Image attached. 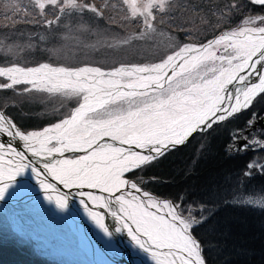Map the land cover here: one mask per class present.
<instances>
[{
	"label": "snow or ice",
	"instance_id": "obj_1",
	"mask_svg": "<svg viewBox=\"0 0 264 264\" xmlns=\"http://www.w3.org/2000/svg\"><path fill=\"white\" fill-rule=\"evenodd\" d=\"M247 2L261 11L231 27L228 20L243 3L229 0L227 11L217 9L219 16L207 13L215 19L210 39L173 45L161 27L175 0H10L4 13L10 23L0 28L24 22L86 33L92 29L83 20L90 16L121 30L138 25L123 38L104 39L109 48L160 37L170 41V50L155 62L111 68L0 66V91L30 85L22 91L75 100L67 115L38 130L18 124L7 114L8 102L0 101V202L15 200L34 180L57 211L67 212L78 200L103 237L110 242L116 234H125L151 264H207L194 230L210 223L205 215L209 210L183 198L162 199L145 190L142 178L131 177L194 133L210 131L264 99V0ZM204 10L202 4L192 9L201 20ZM3 48L12 53L19 46ZM257 120L253 113L244 128L231 133L230 151L246 152L254 146L264 150V130L251 137ZM253 169L264 174V163L250 162L244 175ZM240 202L264 207V198ZM109 216L115 224L106 223Z\"/></svg>",
	"mask_w": 264,
	"mask_h": 264
},
{
	"label": "trees",
	"instance_id": "obj_2",
	"mask_svg": "<svg viewBox=\"0 0 264 264\" xmlns=\"http://www.w3.org/2000/svg\"><path fill=\"white\" fill-rule=\"evenodd\" d=\"M228 2L229 0L176 1L172 14L162 17L164 25L173 27L179 35L185 31L186 34H194L198 40L205 39L212 35L215 25V19L207 13L210 11L219 16L217 9L227 11L225 5ZM242 3L244 8L249 7L246 0H242ZM201 4L205 6V10L199 13L203 20L197 19V13L192 11L195 5ZM208 5H211L210 9ZM9 6L10 0H0V25L10 23L4 16ZM238 16L239 13L233 12L228 23L234 22ZM88 21L84 23L89 25ZM75 24L76 20L73 25ZM44 31L43 27L24 22L17 23L15 27L0 28L1 63L16 62L19 59L24 64H37L44 53L61 49L65 43L61 36L65 34L64 30H51L53 39L49 43L41 40L45 37ZM71 32L77 38L82 37L75 28L73 31H66L67 34ZM23 34L27 35L25 40L19 37ZM4 45L19 48L9 53L4 50ZM101 66L110 68L113 65L109 62ZM2 98L8 102L7 110L22 126L29 129H40L62 116L57 104L46 106L42 103L43 92L6 90ZM253 113H264V99H258L252 108L240 116L215 126L208 133L195 136L187 144L144 169L148 181L143 180L149 182L150 186L146 187L153 194L184 197L190 204L203 205L209 210L205 214L209 215L210 223L194 230L201 240L207 264H264V207H252L240 202L247 196L264 195V174L256 172L255 176L244 175L253 158L251 155L259 153L230 154L226 147L232 139L231 133L244 128ZM262 130L264 127L258 126L252 133L259 135ZM243 183L253 189V194L241 193L237 202L235 195H238Z\"/></svg>",
	"mask_w": 264,
	"mask_h": 264
},
{
	"label": "rangeland",
	"instance_id": "obj_3",
	"mask_svg": "<svg viewBox=\"0 0 264 264\" xmlns=\"http://www.w3.org/2000/svg\"><path fill=\"white\" fill-rule=\"evenodd\" d=\"M237 13H239V15H241L240 17H243L244 16L243 12L240 11V10H238ZM89 19H90V16H85L83 22L84 21H87ZM161 31H163L164 33H166L163 30V28H161ZM71 33L69 35H72L73 36V32H71ZM125 34L128 35L129 33H125ZM112 37L123 38V37L118 36L116 34H114ZM163 43H166L167 46L170 45V41L169 40L162 39L160 37H155V38H152V39H149V40H146V41H144V40H134V41H132L131 44H129L128 46H125V47L109 48L106 45H104L101 40H99V43H98V41L93 42V43L85 42V43H83L82 46L85 47V48H87V49H90L89 52L87 53L88 54V57L90 59L96 58V56H97L96 49L97 48H101V49L107 48V49H115V50H118V51H126V50L129 51V50H131V58L126 63H134V62L135 63H144L145 60H147L148 62H152V55L150 53H148V52H145V53L140 52L139 51V48L142 47L144 50L145 49L150 50L152 47L153 48H159V47H161L163 45ZM75 44H79V41H76ZM75 44L73 42V45H70V46L67 45L69 48H71V50L67 51V54L70 57L69 58L70 60L71 59L78 58V55H79L75 51ZM171 44L175 45L176 44V41L175 40H172L171 41ZM60 54L63 55V56H65V51L63 50V52H61ZM87 54H84V55H87ZM56 56H58L59 58H61L59 54H57ZM117 59H118V56L114 57L112 60H107L104 63L109 64V62H111L113 64V63H115L117 61ZM253 133H254L255 136H258L257 133H255V132H253ZM176 149L177 148H175V150ZM246 153H250V152H246ZM228 155H230V154H228ZM258 196H259V198H263L264 197V195H258ZM252 197H253V195L252 196H247V197H245L243 199L252 198ZM32 204H36V203H32ZM248 205H250V204H248ZM28 207H34L36 209L39 206L38 205H28ZM1 223H2V221L0 220V225H1ZM148 263H150V262H148Z\"/></svg>",
	"mask_w": 264,
	"mask_h": 264
},
{
	"label": "bare ground",
	"instance_id": "obj_4",
	"mask_svg": "<svg viewBox=\"0 0 264 264\" xmlns=\"http://www.w3.org/2000/svg\"><path fill=\"white\" fill-rule=\"evenodd\" d=\"M26 190L30 191L29 189H26ZM30 193H31V191H30ZM23 196H24V192L21 195H19L17 198H21ZM25 197H31L34 199L36 198V196H34L32 194H28ZM9 200H13V199H9ZM109 221H112V219L107 217L106 223H109ZM114 245L116 246L117 249H119L121 251H126L127 248L131 246L130 238H128L125 234H118L116 236V238L114 239ZM103 248L104 247H101L100 254L98 255L99 256L98 260L102 261L103 264H122V262L127 261L126 257L120 258V257L114 255V253L111 250L103 249ZM146 263L150 264L148 262H146Z\"/></svg>",
	"mask_w": 264,
	"mask_h": 264
}]
</instances>
